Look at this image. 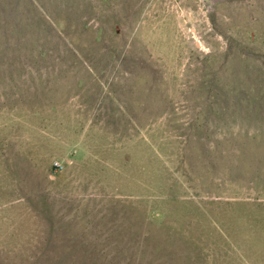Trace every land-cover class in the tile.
Listing matches in <instances>:
<instances>
[{
	"label": "rangeland",
	"instance_id": "1",
	"mask_svg": "<svg viewBox=\"0 0 264 264\" xmlns=\"http://www.w3.org/2000/svg\"><path fill=\"white\" fill-rule=\"evenodd\" d=\"M0 264H264V0H0Z\"/></svg>",
	"mask_w": 264,
	"mask_h": 264
},
{
	"label": "built area",
	"instance_id": "2",
	"mask_svg": "<svg viewBox=\"0 0 264 264\" xmlns=\"http://www.w3.org/2000/svg\"><path fill=\"white\" fill-rule=\"evenodd\" d=\"M56 169H61L62 167L59 164H55Z\"/></svg>",
	"mask_w": 264,
	"mask_h": 264
}]
</instances>
